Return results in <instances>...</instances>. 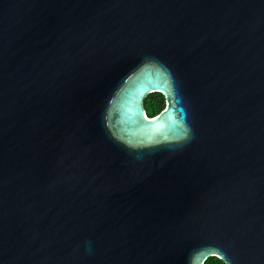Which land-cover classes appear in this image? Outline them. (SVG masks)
<instances>
[{"label":"water","instance_id":"obj_1","mask_svg":"<svg viewBox=\"0 0 264 264\" xmlns=\"http://www.w3.org/2000/svg\"><path fill=\"white\" fill-rule=\"evenodd\" d=\"M212 256L264 264V0H0V264Z\"/></svg>","mask_w":264,"mask_h":264},{"label":"trees","instance_id":"obj_2","mask_svg":"<svg viewBox=\"0 0 264 264\" xmlns=\"http://www.w3.org/2000/svg\"><path fill=\"white\" fill-rule=\"evenodd\" d=\"M146 109L150 116L156 115L166 107L165 96L160 92L151 93L146 101ZM205 264H227L225 261L217 256L208 258Z\"/></svg>","mask_w":264,"mask_h":264}]
</instances>
